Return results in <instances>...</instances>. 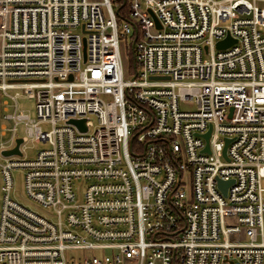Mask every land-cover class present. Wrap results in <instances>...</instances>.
I'll use <instances>...</instances> for the list:
<instances>
[{"label": "built area", "instance_id": "obj_1", "mask_svg": "<svg viewBox=\"0 0 264 264\" xmlns=\"http://www.w3.org/2000/svg\"><path fill=\"white\" fill-rule=\"evenodd\" d=\"M128 1L0 0V264H264V0Z\"/></svg>", "mask_w": 264, "mask_h": 264}, {"label": "rangeland", "instance_id": "obj_2", "mask_svg": "<svg viewBox=\"0 0 264 264\" xmlns=\"http://www.w3.org/2000/svg\"><path fill=\"white\" fill-rule=\"evenodd\" d=\"M131 36L128 38V42L131 44ZM126 47L124 45V42L122 43V52H123V58H124V65H125V69L127 74L132 73V71L129 70V60H128V56L126 54ZM0 105H1V99H0ZM19 107L20 109L29 114L31 117H34V103L33 101L27 100V99H20L19 100ZM43 130H49V127L46 125H42ZM18 135L19 137H24L25 135V128L23 125H20L18 127ZM10 138V134L0 138V142H6L8 141ZM44 145L37 143L35 141H27L25 142L24 146H23V150H24V156L27 159H32L35 157L36 153L40 150L43 149ZM13 179H14V197L16 200H18L20 203H22L23 205H25L26 207H28L29 209L36 211L44 216H48L51 217L50 211L47 209H44L40 206H38L37 204H35L34 202L30 201L29 198L26 195L25 192V188H24V175L22 171H16L13 174ZM263 186H264V181H263ZM86 187V184L83 183L81 185V190L83 191ZM0 204H1V195H0ZM234 262V264H241L240 261H238L237 259L232 260ZM227 264V263H224Z\"/></svg>", "mask_w": 264, "mask_h": 264}, {"label": "water", "instance_id": "obj_3", "mask_svg": "<svg viewBox=\"0 0 264 264\" xmlns=\"http://www.w3.org/2000/svg\"><path fill=\"white\" fill-rule=\"evenodd\" d=\"M155 20L157 21L156 18H155ZM157 23H158V21H157ZM234 43H235V41L232 40L230 37H228L225 40H222V41L218 42L217 43V48L219 50H224V49L229 48ZM134 45H135V41L133 42V47H134ZM84 53H85V50H84ZM70 123L77 125L82 130L86 129L84 120H71ZM209 136H210V132L205 135V139L207 141L209 140ZM228 142L229 141H227V143ZM22 143H23V139H21V138L17 139L15 148L11 149V150L3 151L2 155L5 156V157H10V156H15V155L21 156L22 153L20 151V146H21ZM226 148H227V144H226L225 151H224L225 154H226ZM207 150H208V146H207ZM228 185H229V183L222 182V181L219 182V187L224 191V193H226V188H227ZM231 264H233V262H231Z\"/></svg>", "mask_w": 264, "mask_h": 264}, {"label": "trees", "instance_id": "obj_4", "mask_svg": "<svg viewBox=\"0 0 264 264\" xmlns=\"http://www.w3.org/2000/svg\"><path fill=\"white\" fill-rule=\"evenodd\" d=\"M120 1V7H122L121 10V16H123V13L126 14L128 12L129 8V1L128 0H119ZM135 35L131 36V44L128 42V39L126 41V54L129 57V70L132 71V73L129 72V76H134L137 71V66H136V61H135V53H134V48H133V42L135 40Z\"/></svg>", "mask_w": 264, "mask_h": 264}]
</instances>
